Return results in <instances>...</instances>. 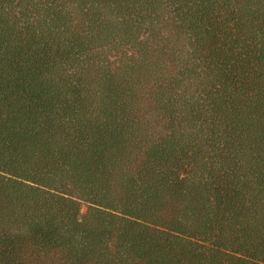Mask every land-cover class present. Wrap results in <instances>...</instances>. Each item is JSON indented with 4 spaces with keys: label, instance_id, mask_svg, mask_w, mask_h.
Returning a JSON list of instances; mask_svg holds the SVG:
<instances>
[{
    "label": "trees",
    "instance_id": "1",
    "mask_svg": "<svg viewBox=\"0 0 264 264\" xmlns=\"http://www.w3.org/2000/svg\"><path fill=\"white\" fill-rule=\"evenodd\" d=\"M0 264H264V0H0Z\"/></svg>",
    "mask_w": 264,
    "mask_h": 264
}]
</instances>
